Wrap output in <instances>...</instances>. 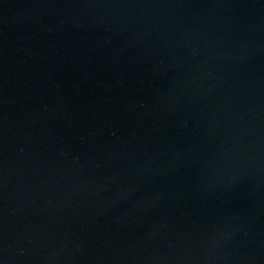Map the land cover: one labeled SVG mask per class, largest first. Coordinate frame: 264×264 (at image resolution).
Returning a JSON list of instances; mask_svg holds the SVG:
<instances>
[{
  "label": "water",
  "instance_id": "obj_1",
  "mask_svg": "<svg viewBox=\"0 0 264 264\" xmlns=\"http://www.w3.org/2000/svg\"><path fill=\"white\" fill-rule=\"evenodd\" d=\"M0 264H264V0H0Z\"/></svg>",
  "mask_w": 264,
  "mask_h": 264
}]
</instances>
